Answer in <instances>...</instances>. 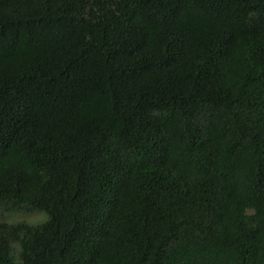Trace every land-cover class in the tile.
I'll return each mask as SVG.
<instances>
[{
	"label": "trees",
	"instance_id": "obj_1",
	"mask_svg": "<svg viewBox=\"0 0 264 264\" xmlns=\"http://www.w3.org/2000/svg\"><path fill=\"white\" fill-rule=\"evenodd\" d=\"M0 264H264V0H0Z\"/></svg>",
	"mask_w": 264,
	"mask_h": 264
},
{
	"label": "rangeland",
	"instance_id": "obj_2",
	"mask_svg": "<svg viewBox=\"0 0 264 264\" xmlns=\"http://www.w3.org/2000/svg\"><path fill=\"white\" fill-rule=\"evenodd\" d=\"M9 222L24 221L29 224H38L46 220L47 216L42 211H27L19 209L16 211H10L6 215L0 216Z\"/></svg>",
	"mask_w": 264,
	"mask_h": 264
}]
</instances>
